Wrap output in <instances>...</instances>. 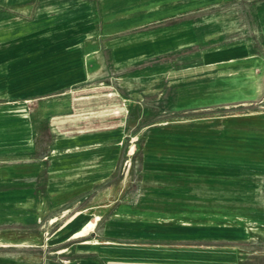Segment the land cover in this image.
Segmentation results:
<instances>
[{
	"label": "crops",
	"instance_id": "1",
	"mask_svg": "<svg viewBox=\"0 0 264 264\" xmlns=\"http://www.w3.org/2000/svg\"><path fill=\"white\" fill-rule=\"evenodd\" d=\"M18 2L10 18L12 37L0 40V117L16 123L10 129L2 124L0 133L17 134L0 141V187L17 186L3 195L16 206L0 209L20 218L0 223L36 224L0 235V264H236L229 251L212 252L220 259L213 263L197 252L164 248L156 216L164 206L174 211L180 200L132 205L125 203L131 192L114 193L109 182L120 163L121 142L132 141L129 154L136 149L132 137L142 132L149 108L161 118L164 101L177 111L264 98V2L252 15L263 58L250 61L245 72L234 56L240 48L226 46L204 52L206 63L151 73L143 66L147 47L154 46L152 56L163 53V35L156 31L149 40L147 33L127 34L132 24L124 21L133 11L173 0H102V27L89 21L87 0ZM165 171L156 166L152 173L179 196L178 177ZM190 181L193 196L196 182ZM102 185L108 189L101 191ZM37 188L48 193L45 206L26 211ZM218 194L220 210L233 208L222 199L225 192ZM120 198L124 203H117Z\"/></svg>",
	"mask_w": 264,
	"mask_h": 264
},
{
	"label": "rangeland",
	"instance_id": "2",
	"mask_svg": "<svg viewBox=\"0 0 264 264\" xmlns=\"http://www.w3.org/2000/svg\"><path fill=\"white\" fill-rule=\"evenodd\" d=\"M87 1L89 21H95V25L98 23L102 27L105 23L102 0ZM255 1L173 0L156 8L151 5L126 16L124 22L130 21L132 24L131 30L126 33H147L149 40L155 39L156 31L163 35V53L152 56L154 46L148 44L149 58L143 63L148 73L154 72L156 67L167 71L206 63L204 52L226 46L240 48L234 56L238 66L243 68L241 71L245 72L244 66L250 61L263 58L252 15L256 8L263 6L264 0L259 2L258 7H255ZM3 2L0 5V14H4L0 15V40L6 41L12 37L13 27L10 24L13 21L10 18L19 2ZM189 40H197V43L189 45ZM172 43L176 46L173 50L171 47L165 49L173 46ZM169 105L167 101L159 105L164 109L161 118L156 117L157 112L152 108L147 110L140 121L144 127L142 132L132 137L136 139V142L133 141L136 149L130 154L132 141L128 139L125 143L121 142L120 163L114 178L108 181L111 183L109 185H115L114 193L119 190L123 193L128 189L131 195L125 203L132 205L142 200L153 205L172 199L180 200L178 206H172L174 211H169L171 206H164V212L156 216L158 227H162L164 234V248L197 252L207 260L211 258L213 263H219L220 259L215 261L212 252L229 251L235 254L233 262L236 264H264L263 95L254 101L230 102L209 108L175 111ZM30 118L33 120V116ZM2 124L10 129L16 123L11 117H0V126ZM14 134L0 133V141ZM45 152L44 149L39 150L38 159H43ZM156 166L178 177L179 196L160 185L170 182H161L160 177L153 175L152 170ZM190 180L196 182L193 196L187 188ZM108 182L104 185H108ZM122 182L123 187L119 189L118 185ZM104 185L101 191L108 189ZM10 187L17 188L0 187V208L16 206L13 197L3 196L12 193V189H6ZM219 192L227 194L222 199H227L228 207L233 204V208L220 210ZM172 194L175 196L171 197ZM31 197H25L34 200L25 209L29 212H33L34 207L39 209L45 206L48 193H45L44 188H37ZM123 201L120 198L117 203ZM235 205L239 207L235 208ZM5 211H8L7 214H0V222L19 220L18 213ZM37 214L36 211L34 215ZM138 215L133 213V217ZM34 222L32 219L24 224L0 223V235L7 234L9 229L33 226L36 224ZM146 226L151 231L152 224ZM135 232L133 236H140L139 231ZM201 255L197 256L202 258Z\"/></svg>",
	"mask_w": 264,
	"mask_h": 264
},
{
	"label": "bare ground",
	"instance_id": "3",
	"mask_svg": "<svg viewBox=\"0 0 264 264\" xmlns=\"http://www.w3.org/2000/svg\"><path fill=\"white\" fill-rule=\"evenodd\" d=\"M58 2V1H57ZM54 3V2H53ZM60 3V2H59ZM44 7V6H43ZM55 7V6H54ZM6 212H8V211H5V210H1L0 211V214H7ZM96 219H97V217H96ZM93 225V224H92ZM85 227V226H84ZM82 230V229H81Z\"/></svg>",
	"mask_w": 264,
	"mask_h": 264
}]
</instances>
